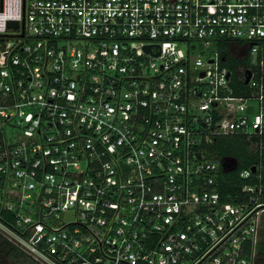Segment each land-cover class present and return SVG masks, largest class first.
Listing matches in <instances>:
<instances>
[{"label":"built area","instance_id":"built-area-1","mask_svg":"<svg viewBox=\"0 0 264 264\" xmlns=\"http://www.w3.org/2000/svg\"><path fill=\"white\" fill-rule=\"evenodd\" d=\"M228 136L264 154V0H0V240L30 264H256L264 163L222 195Z\"/></svg>","mask_w":264,"mask_h":264},{"label":"trees","instance_id":"trees-1","mask_svg":"<svg viewBox=\"0 0 264 264\" xmlns=\"http://www.w3.org/2000/svg\"><path fill=\"white\" fill-rule=\"evenodd\" d=\"M220 54L224 58V64L229 68V70H234L235 75L232 79L231 85L235 90V94H241L242 91H244L245 86L243 85V81L239 79L237 71L235 72V70H237L240 66H246L247 59L238 60L231 57L227 50V44L220 50ZM210 150L212 151L215 159L222 160L224 165L226 161H233L235 163L234 169L229 171L220 170L219 172L218 189L220 193L226 197L238 195L239 190L244 184L252 183L251 180L246 181L239 177V173L241 171L248 170L254 165H257L260 160L264 163V154L260 156L258 152H254V150L249 147V143L243 136L218 138L211 146ZM262 245H264V228L261 232L258 255H260L262 251ZM0 253L11 255L13 258H17L19 255L16 250L9 247L2 240H0Z\"/></svg>","mask_w":264,"mask_h":264},{"label":"rangeland","instance_id":"rangeland-1","mask_svg":"<svg viewBox=\"0 0 264 264\" xmlns=\"http://www.w3.org/2000/svg\"><path fill=\"white\" fill-rule=\"evenodd\" d=\"M61 45H64L63 43ZM193 45H195V49L194 50H190L189 54H190V58L191 60H194L197 56H199L203 61H206L207 58L209 56H212L213 52H214V44H211V46L207 49H201L199 47V43L195 42ZM249 105H256L255 102L249 101L248 103ZM9 133V132H8ZM262 228H264V214L262 215ZM7 255V254H6ZM12 258V259H11ZM9 260L6 258L2 257V262H0V264H16L15 261L13 260V257H11Z\"/></svg>","mask_w":264,"mask_h":264},{"label":"flooded vegetation","instance_id":"flooded-vegetation-1","mask_svg":"<svg viewBox=\"0 0 264 264\" xmlns=\"http://www.w3.org/2000/svg\"><path fill=\"white\" fill-rule=\"evenodd\" d=\"M235 57H236V55H234V58ZM235 59H237V57ZM2 257L5 259L7 258L9 260L12 256L0 253V262H2ZM13 260L15 261L16 264H30L27 261V259L25 257H23L22 255H18L17 258H13ZM256 264H264V245H262V251H261L260 255H258V257H257Z\"/></svg>","mask_w":264,"mask_h":264},{"label":"water","instance_id":"water-1","mask_svg":"<svg viewBox=\"0 0 264 264\" xmlns=\"http://www.w3.org/2000/svg\"><path fill=\"white\" fill-rule=\"evenodd\" d=\"M8 26H11V27H17V23L16 22H9L8 23ZM144 50L146 51V52H149V50H150V47H145L144 48ZM246 74H247V76H246V79H245V81H244V84H246L247 82H248V80H249V77H250V74H249V72H246ZM228 76H229V74H227V78H228ZM249 110H250V108H249ZM248 110V111H249ZM227 162V161H226ZM229 162V164H225V165H222V170L223 171H229V170H232V169H234L235 168V163L233 162V161H228ZM251 171L254 173L255 172V168L254 167H252L251 168Z\"/></svg>","mask_w":264,"mask_h":264}]
</instances>
